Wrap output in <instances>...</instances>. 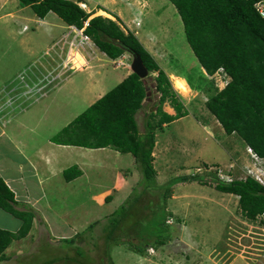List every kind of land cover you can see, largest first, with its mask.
<instances>
[{
    "label": "rangeland",
    "instance_id": "374dc122",
    "mask_svg": "<svg viewBox=\"0 0 264 264\" xmlns=\"http://www.w3.org/2000/svg\"><path fill=\"white\" fill-rule=\"evenodd\" d=\"M74 1L88 2L90 7L87 8L85 5L80 7L88 13L95 11V3L92 0ZM133 1L143 9H150V5L153 6L152 1H156L160 7L161 3H167L168 0ZM2 5H5L3 9L17 10V5L15 7L10 0H0V10H3ZM125 6L131 8L126 4ZM165 11L166 16L159 17L161 22L167 23L164 29L157 30L154 26L153 30L162 36V45L170 49L172 54L171 59L162 58L159 61L165 65L169 74L180 72L188 76V93L184 96L179 95L178 99L183 100L189 115L160 136V141L172 143L174 146L166 148L163 143L165 146L163 158L169 166L166 164L167 168L164 169L158 163L160 169L155 170L156 179L160 186H165L174 179L193 178L190 182L172 186L166 193L168 198L164 204L166 214L163 229L169 236L165 244L159 246L160 241L151 235L158 228L164 215L163 209L160 208L164 189L150 191L145 195L143 191L149 183L141 180L122 205L114 203L116 211L124 207L117 217L133 214L136 219L131 221L128 218L120 231L117 233L111 231L113 233L111 237L108 236L109 227L104 228V225H107L104 223L92 230L81 231L74 239L59 240L47 235L36 236V240L22 244L23 252L16 256L12 255L10 261L3 264H113L107 253L110 256L113 244H122L131 251L132 247L126 242L144 248L147 245L156 250L155 253L149 254L145 248V253L135 256L138 257L137 261L133 260L135 259L133 257L134 264H142L143 256L159 264H222L229 257L231 260L236 258L248 264H264V214L253 219L245 218L238 205L239 198L221 193L215 188L217 182L230 183L248 177L260 179L264 183V160L254 156L237 135L227 136L223 130H219L220 124H217L214 116L206 108V103L211 96L223 89L229 78L220 72L210 78L197 77L202 69L186 41L181 18L175 7L170 12ZM22 12L24 15L22 17L26 21H28L26 18L33 17L34 14L30 8ZM147 15L148 13H144V16ZM55 17H57L55 14H50L49 22L47 21L48 29L43 26L39 31L31 19L30 22L17 19L15 20L17 24L10 23L12 19H6L5 28L2 24L6 20L0 21V90L4 85L11 88L19 86L22 82H30V72L35 71L36 64L39 68L40 63L44 62L45 51L50 49L54 42V45L59 47L57 51L60 56L62 53H68L71 42L75 40L77 44L84 39L78 32L63 28ZM59 21L62 23L60 19ZM25 25L28 31H23ZM51 27L53 32L49 31ZM177 40L181 42L180 45L176 44ZM57 59L53 66L58 69L60 59L58 57ZM128 61L132 63L131 55ZM84 62L81 58L75 59L72 66L70 61L65 60L66 70H63V73L68 75L72 69L81 70ZM60 71L59 73H62ZM86 74L74 73L72 82L63 84L68 87L64 92L66 96H61L59 94L61 90L57 89L31 108L29 106L35 98L26 102L19 101L17 104L20 108L11 116L13 122L7 131L10 130L16 136L19 133L23 134L22 136L27 139L32 138L35 131L39 134L40 144L55 136L61 128L68 126L93 105V100L98 96V91L90 92L91 85L86 82ZM154 78L152 75L145 79L151 99L146 102L138 117L140 132L143 134L146 132L143 122L148 119L149 114L156 111L159 104V95L154 91ZM115 82L114 80L106 82L99 92L107 93L116 86ZM53 86L55 85L47 87V90ZM21 124L25 127L18 129ZM153 128L155 129V126ZM208 128L213 135L208 132ZM183 150H188L187 157ZM101 159L106 160L104 157ZM112 165L113 162L107 163L96 173L97 179L101 180V188L113 185ZM81 193L82 190L79 194ZM86 196L78 195L77 199H66V204H55L54 209L58 215L67 216L68 209L73 210L79 203L81 210L82 204L92 208L89 206V196ZM116 199L120 200L119 197ZM175 199L179 200L178 204L174 202ZM72 212L77 214L76 208ZM135 222L137 225L134 226ZM110 225L112 229L114 222H110ZM133 235H136V239ZM82 239L86 241L81 243ZM117 262L124 264L123 259L118 258Z\"/></svg>",
    "mask_w": 264,
    "mask_h": 264
},
{
    "label": "trees",
    "instance_id": "16d2710c",
    "mask_svg": "<svg viewBox=\"0 0 264 264\" xmlns=\"http://www.w3.org/2000/svg\"><path fill=\"white\" fill-rule=\"evenodd\" d=\"M18 1L23 6L30 7L39 19L53 13L68 26L84 29V36L108 58L116 60L126 53L131 56L138 54L149 74L157 73L154 80L156 93H160L159 104L156 111L149 114L143 135L140 134L136 114L143 108L148 88L144 80L132 73L53 136L51 142L88 149L113 148L120 153L131 154L142 180L149 183L143 194L164 189L160 206L164 215L158 228L151 234L160 241L159 246L164 245L169 236L163 229L166 214L164 204L168 198L166 193L176 184L193 180L191 177L174 179L165 186L158 185L156 181L157 173L153 166L155 129L189 115L178 99L169 77L116 15L109 13L115 21L103 16L90 19L94 13L86 12L79 3L71 0ZM169 1L181 18L186 41L203 70L213 76L222 69L229 78L225 87L208 99L206 108L227 136L237 135L253 154L264 160V18L254 10V0ZM166 102L175 109V116L163 112L162 107ZM69 170L64 172L67 181L72 180L68 176ZM215 188L221 193L237 196L239 208L245 218L253 219L264 214V186L254 178L248 177L230 183L217 182ZM138 203L137 200L136 204ZM135 205L132 206V211ZM123 208L116 211L110 220L114 222L111 229L114 232L120 231L129 217H117ZM0 209L22 221L16 233L0 230L2 262L5 260V250L13 241L28 236L37 213L20 204L2 179ZM129 219L134 221L136 218L132 215ZM112 235L113 233L108 236ZM133 236L136 239V235ZM126 243L137 254L146 252L142 246ZM107 257L110 259L108 253Z\"/></svg>",
    "mask_w": 264,
    "mask_h": 264
},
{
    "label": "crops",
    "instance_id": "0c3cea01",
    "mask_svg": "<svg viewBox=\"0 0 264 264\" xmlns=\"http://www.w3.org/2000/svg\"><path fill=\"white\" fill-rule=\"evenodd\" d=\"M10 1L15 5V7L17 5V10H6V8L3 9L5 5H2L1 9L3 10H0V21L12 19L10 23L17 24L15 20L18 19L21 21L24 19L22 17V11L28 10L30 7L23 6L18 0ZM71 1L76 2L74 0ZM92 1L95 3V11L92 15L93 17L103 16L114 21L115 19L109 13L119 17L126 28L138 38L144 48L154 57L169 79L170 76L173 75L172 77L182 79L186 83V86L189 87L188 76L186 74L180 72L169 74L165 65L159 61L162 58L171 59L170 56L172 54L170 49L162 45V36L158 35L155 30H153L154 26L157 30H162L167 24L165 22H161L159 17L166 16L165 10L170 12V10L174 7L169 0L167 3H161L160 7L157 6L156 1H152L153 6L150 5V9H143L133 0H130L131 2L129 0ZM76 3H79V5L84 4L87 8L90 7L88 2ZM125 4L131 6V8H127ZM101 11L109 16L106 17L105 15L100 14ZM144 13H148V15L144 16ZM50 14L53 13H49L44 19H39L35 14H33V17L26 18L28 21L25 19L24 21L30 22L29 20L31 19L35 27H37V31H39L43 26L48 29L47 27L49 23L47 24V21ZM55 18L58 20L59 24L63 25V28H68L72 31L76 30L75 27L68 26L60 18L59 19L62 23H60L57 17ZM2 26H4V28L7 26V20L2 24ZM28 30L29 29L25 25L23 31ZM49 31L53 32L54 30L51 27ZM74 42L76 43L75 40ZM54 44L50 47V49L45 51V60L40 63L39 68H37L38 64L35 63V71L30 72V82H22L19 86L11 88L4 85V87L0 90V179H2L14 193L15 199L20 204L30 207L37 213V217L33 221V225L28 236L24 239L13 241V243L5 250L3 254L5 260L0 262V264L9 262L12 255L16 256L20 252H23L24 248L22 249V247H24V245L22 244L36 240V236L40 237L42 235H47L52 238L55 237L59 240L74 239L81 231L92 230L96 227H100L103 223L107 224L104 225V228L108 226V230H110L109 234H111L112 230L110 228V220L116 212L114 203L118 202L119 205H122L130 196L131 191H133L136 185L142 180L135 158L131 154H123L113 148L88 149L76 146L57 145L51 142L52 137L46 140V142L43 141V143L40 144L38 142L39 134L35 131L33 132L35 133L34 136L29 139L23 137V134L19 133V135L16 136L10 130L9 132L7 131L8 126L13 122L11 121V116H13V113L16 112L18 108H20L17 104L19 101L26 102L35 98L29 106L31 108L36 103H39V101L47 98L51 92L57 89L61 90L59 92L61 96H66L64 92L68 87L63 84L72 82V75L74 73H87L85 78L86 82L91 85L90 92L98 91V96L95 100H93V104L106 94L104 91L99 92L101 87H104L106 82L114 80L116 81L115 85L117 86L133 73L130 68L131 62L128 61V57H130L129 54L126 53L120 58L112 60L99 51L94 43L87 38L79 45V55H77L85 61L84 67H82L81 70H75L70 67L72 72L67 75L63 73V70H66L65 60L67 59L68 53H62L59 56L57 51L59 47H56ZM58 44L59 42L57 45ZM176 44L180 45L181 42L177 40ZM166 49L168 51H166ZM69 51L70 48L68 52ZM57 57L60 59L58 69L53 66V63L56 62V60L58 61ZM66 62L68 61L66 60ZM201 69L202 71H200L197 77L208 76L210 78L202 67ZM60 70L62 73H59ZM152 75L156 77L157 73H150L149 77ZM170 82L177 94V97H179L181 94L174 88L173 81L171 79ZM53 84L55 86L47 90V87L52 86ZM20 90L24 91L21 92ZM154 91L156 92L155 86ZM16 92H19L17 94L19 96L14 95ZM157 94L160 98V93ZM150 95V90H148L147 98L143 101V108L136 114L139 131L140 124L138 117L140 112L144 109L146 102L151 99ZM5 101H10L11 103L6 104ZM180 101L183 103L182 99ZM44 108L46 109V107ZM162 109L163 112L170 116L176 115L175 109L171 107L169 102H166ZM185 109L187 110L186 107ZM184 118H180L169 124H163L161 130L156 129V142L153 150V166L155 170L156 168L160 169V167L158 168L157 166L158 163L161 165V168L164 169L167 168V165L169 166V163H166L163 158V154L165 152L164 145H166V148L174 146L172 143L170 144L168 142L160 141V136L171 126L180 123ZM146 122L147 120H145L143 124L146 125ZM218 126L220 128L219 130L222 131V127L220 125ZM23 127H25V125L21 124V127L18 129ZM62 129L63 128H61V130ZM208 132L212 134L209 128ZM140 134L143 135L141 132ZM98 153L103 154L99 156L97 155ZM184 154L187 157L188 150L185 151ZM101 157H104L107 160V163L113 162V167L111 169V173L113 174V185L109 188H101V180L96 177L98 170H101L107 165L106 160L103 161ZM66 170H69L68 176L72 177V180L70 181L65 179L64 172ZM80 190H82L81 194H79ZM78 195L83 197L85 195L89 196V206L92 208L87 206L85 207V205L82 204L81 210V204L79 203L74 207V209L76 208L77 214L72 212L74 209H68L69 213L67 216H61L56 213V210L54 209L55 204H66V199H77ZM116 197H119L120 200H117ZM177 200H174L176 204H178L179 201ZM59 211L58 213H60ZM79 211H82V213L80 214ZM21 225V220L16 219L12 215L0 209V230L16 233L20 229ZM85 241L86 240L82 239L81 243ZM113 245L114 248L111 250L109 256L113 264H118V258L123 259L124 264H134L133 260L137 261L138 257L135 256H139L138 254L127 250L122 244ZM145 248H147V252L149 249H152L154 253L156 251L147 245ZM159 248L160 247L157 248V254L160 253ZM133 257L135 259H133ZM141 259L143 260L142 264H159L158 262L144 256L143 258L141 257ZM222 264L248 263L240 261L236 258L231 260L229 257L227 261L222 262Z\"/></svg>",
    "mask_w": 264,
    "mask_h": 264
},
{
    "label": "built area",
    "instance_id": "2783aa9c",
    "mask_svg": "<svg viewBox=\"0 0 264 264\" xmlns=\"http://www.w3.org/2000/svg\"><path fill=\"white\" fill-rule=\"evenodd\" d=\"M253 8H254V10L256 11V13L261 18H264V0H254V2H253ZM83 30L76 29L75 31L78 32V34H80L84 39L82 41H80V43H77V44L75 42H71L70 43V51L68 52V56H67V59L66 60L72 62V66L75 64V55H79V52L77 50L78 47H79V45L82 44L83 41H85L88 38V37L84 36ZM219 72L222 73V74H224V71L222 69L219 70L216 74L218 75ZM227 83H228V81H227ZM253 155L256 156L255 154H253ZM255 180L258 181L260 184H262L264 186V183L260 179H255ZM167 223H169V221H167ZM148 252L150 254H153L154 251L152 249H149Z\"/></svg>",
    "mask_w": 264,
    "mask_h": 264
},
{
    "label": "water",
    "instance_id": "95a60500",
    "mask_svg": "<svg viewBox=\"0 0 264 264\" xmlns=\"http://www.w3.org/2000/svg\"><path fill=\"white\" fill-rule=\"evenodd\" d=\"M94 18V17H92ZM91 18V19H92ZM87 26V23H86ZM133 61L130 65V68L134 74H136L140 79L144 80L149 77V71L144 66L141 57L138 54H133Z\"/></svg>",
    "mask_w": 264,
    "mask_h": 264
},
{
    "label": "bare ground",
    "instance_id": "6f19581e",
    "mask_svg": "<svg viewBox=\"0 0 264 264\" xmlns=\"http://www.w3.org/2000/svg\"><path fill=\"white\" fill-rule=\"evenodd\" d=\"M82 7L84 6V4H80ZM100 14L102 15H105L106 17H108L109 15L104 13V12H100ZM153 32V31H151ZM152 35V34H151ZM150 35V36H151ZM75 59H79V57L76 55V58ZM172 78V81H173V85H174V88L182 95H186L188 93V88L186 86V83L180 79V78H177V77H171ZM161 149V147H160ZM162 150V149H161ZM160 151V150H158ZM157 154V153H156ZM160 161V160H159Z\"/></svg>",
    "mask_w": 264,
    "mask_h": 264
}]
</instances>
